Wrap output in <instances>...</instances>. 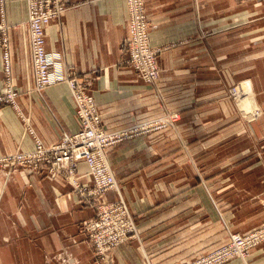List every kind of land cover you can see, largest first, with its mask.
Wrapping results in <instances>:
<instances>
[{
	"label": "crops",
	"instance_id": "crops-1",
	"mask_svg": "<svg viewBox=\"0 0 264 264\" xmlns=\"http://www.w3.org/2000/svg\"><path fill=\"white\" fill-rule=\"evenodd\" d=\"M67 1L69 7L64 15L47 28L48 50L60 55L64 71L93 78L88 89L95 94L109 129L154 116V91L126 63L127 0ZM246 1L258 10L256 14L251 8L252 17L257 18L253 25L237 32L239 39L252 36L254 40V56L243 66L245 77H250L244 84L250 86L252 93L254 88L263 109L262 116L249 125L253 148L237 149L235 141H229L235 150L231 154L232 148L230 155L219 161L226 166L224 172L208 175L211 201L195 176L190 178L192 181L186 177L178 181L172 177L155 179L151 170L156 164L150 159L154 148L150 145L125 149L123 143L113 147L110 155L119 189L128 199L140 231L138 238L120 243L111 251L114 264L184 263L222 245L226 240V221L233 223L235 231L264 221V0ZM2 3L0 0V21L5 18L10 25L12 76L18 96L15 105L0 103V156L32 150L38 138L52 144L81 128L74 94L66 80L43 90L36 88L27 0ZM228 4L235 5L232 18L245 20L244 0H146L153 27L150 42L156 45L167 40L174 25L186 32L191 23L212 22L208 16L215 5L223 16L219 21H226ZM245 41L239 43V48L245 50L250 44ZM205 46L208 48L207 43ZM202 86H207V91H201ZM198 87L199 96L208 95L202 102L199 100V105L208 102L211 116L216 115L214 82H198ZM3 93L5 76L0 47V95ZM253 97L255 100L254 94ZM172 98L178 108L187 104L179 90L172 93ZM227 114L229 117L228 110ZM245 133L240 130L237 135ZM124 150L129 154L126 158ZM79 166V180L92 184L88 165L83 161ZM108 195L113 200L118 196L117 189ZM81 201L71 182L60 175L27 168L0 169V264H100L82 226L95 211L89 202ZM60 255L68 257V262L57 257ZM227 264L244 263L237 260ZM247 264H264V247L253 251Z\"/></svg>",
	"mask_w": 264,
	"mask_h": 264
},
{
	"label": "rangeland",
	"instance_id": "rangeland-1",
	"mask_svg": "<svg viewBox=\"0 0 264 264\" xmlns=\"http://www.w3.org/2000/svg\"><path fill=\"white\" fill-rule=\"evenodd\" d=\"M243 7L245 11V20L243 21L231 17L236 13L234 4H228L226 8L228 12L226 21H219V18L223 16L220 17L218 6L215 5V7H211L212 12L208 16L212 22H194L186 28L181 25L186 29V32L180 31L179 27L174 25V32L167 35V40L158 41L156 45L152 44L154 48L158 49L160 75L156 81L147 82L144 78L143 81L148 88L154 91L151 100L154 110H157V112L154 116L135 119L127 125L112 130L104 123L106 130L109 132L127 129L133 131L127 138L106 149L107 161L114 174L115 169L110 155L113 147L123 143L125 149L129 146L133 149L150 145L151 148H154V153L150 155V159L153 158V163L156 164V167L151 170V174L155 173L153 175L155 179L172 177L178 181L181 177L190 179L195 176L200 179L202 187L208 193L207 187H211L208 175L215 172L218 174L220 171L224 172L226 166L223 165V162L219 164V161L227 158L232 148L231 154L235 150V147H230L229 141H235L237 149L245 146L248 149L253 148L251 146L252 131L249 125L262 116L263 109L256 98L254 88L253 94L255 100H257V106L253 107L252 103L248 101L250 92L247 87H244L243 83L247 82L250 77H245L247 71L243 66L251 62V58L254 56V40L252 36L245 39L247 41L239 39L237 38V32L246 28V26L253 25V19L257 18L252 17L254 11L251 8L255 9L256 14L258 9L253 3L246 0H244ZM148 19L151 37L153 27L149 12ZM3 23L10 27L6 19L3 18L0 21V28ZM189 30H191L190 33L187 32ZM242 41H245L246 45L250 43L245 50L239 48V43ZM206 43L208 48L205 46ZM197 46H201V48L196 49ZM126 63L130 65L129 59L126 60ZM73 73L75 74V72ZM208 79L214 82L216 90L214 101L217 104V112L216 115L213 114L212 116L211 113L213 112L210 111L208 102L199 105V100L202 102L203 98H207L208 95L202 93L199 96L198 82L202 83L203 81L206 83ZM92 81L93 78L91 77L85 79L87 89ZM176 90L182 92L184 102L187 103L183 108H178L176 100L172 98V93ZM202 90L207 91V86H202ZM88 93L94 96L97 104L95 94L91 93L89 89ZM227 110L232 117H228ZM100 113L102 114L101 111ZM212 124L213 128L211 127ZM234 125H240V127ZM227 129L230 132L226 131ZM240 130L246 133L241 136L237 135ZM160 150L167 151V154L164 155ZM124 154V158L129 156V154L126 155L125 150ZM143 156L140 157V160L144 162ZM119 188L120 182L117 180V188L114 189H117L118 196L110 200L108 192L105 202L113 204L114 202L124 201L134 218L137 230L133 237L116 245L136 239L140 233L136 216L129 207V201L123 195L122 188ZM208 198L213 201L209 193ZM93 216L90 218H93ZM225 219L230 220L229 217ZM225 223L226 240L222 242V245L210 250L207 249V254L197 255L192 260L221 250L224 259L219 264H227L237 260L247 264L252 252L264 247V221L250 229L236 231L233 228V223L228 221ZM83 229L87 239L93 245V255L96 261L100 264H114L111 251L116 245L101 254L102 250L99 251L97 244L90 239L85 226H83ZM57 257L65 260L66 263L68 262V257L62 255Z\"/></svg>",
	"mask_w": 264,
	"mask_h": 264
},
{
	"label": "built area",
	"instance_id": "built-area-1",
	"mask_svg": "<svg viewBox=\"0 0 264 264\" xmlns=\"http://www.w3.org/2000/svg\"><path fill=\"white\" fill-rule=\"evenodd\" d=\"M28 22L31 30V45L35 63L36 88L43 90L52 84L67 81L77 105L81 128L63 135L52 144L37 139L34 149L0 156V169L27 168L32 172L46 171L48 175H60L70 181L81 197L95 211L93 218L85 219L83 226L88 236L103 254L117 243L134 236L137 230L134 218L124 201L106 203V194L117 188V180L108 164L106 149L127 138L131 130L109 132L104 126L102 114L92 94L88 93L85 79L71 70L64 71L60 55L48 50L47 28L53 20L60 19L68 9L67 0H27ZM129 35L124 41L130 65L147 82L156 81L160 75L158 49L150 42V27L146 0H127ZM9 26L0 28V47L3 49L5 93L0 103L16 104L18 91L12 76ZM88 165L93 183L79 180L80 164ZM222 251L199 256L185 264H219L224 259Z\"/></svg>",
	"mask_w": 264,
	"mask_h": 264
},
{
	"label": "bare ground",
	"instance_id": "bare-ground-1",
	"mask_svg": "<svg viewBox=\"0 0 264 264\" xmlns=\"http://www.w3.org/2000/svg\"><path fill=\"white\" fill-rule=\"evenodd\" d=\"M147 6V5H146ZM47 41V40H46ZM47 43V42H46ZM240 85V84H239ZM243 85H244V87H247V89L249 90V92H250V94H249V96H248V101H250L251 103H252V106L253 107H255V100H254V97H253V93H252V91H251V88H250V86L249 85H247V84H244L243 83ZM243 101V100H242Z\"/></svg>",
	"mask_w": 264,
	"mask_h": 264
}]
</instances>
